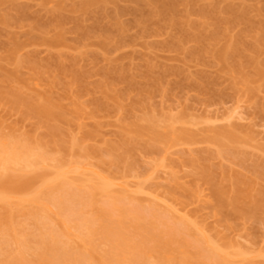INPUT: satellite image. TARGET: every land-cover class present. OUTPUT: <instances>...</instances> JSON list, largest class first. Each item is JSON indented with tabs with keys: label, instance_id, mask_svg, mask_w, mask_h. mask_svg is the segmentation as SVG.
Here are the masks:
<instances>
[{
	"label": "rangeland",
	"instance_id": "1",
	"mask_svg": "<svg viewBox=\"0 0 264 264\" xmlns=\"http://www.w3.org/2000/svg\"><path fill=\"white\" fill-rule=\"evenodd\" d=\"M103 1L0 0V143L45 152L46 164L23 174L36 191L39 176L54 179L57 163L77 164L68 181L107 187L108 195L96 191L97 205L117 196L130 206L154 207L170 222L188 224L234 264L264 263V210L257 208L264 199V79L255 78L246 59L249 83L234 68L225 71L216 56L200 55L203 43L193 38L212 37L218 25L199 11L207 7L212 19L214 1L177 0V25L148 0ZM243 3L254 27L226 25L228 39L207 46L221 49L242 36L246 44L262 40L264 0L226 1L221 9ZM258 59L264 62V54ZM37 107H51L60 118L46 119ZM242 191L247 195L236 206ZM18 194L13 205L30 196ZM5 206L0 202V216ZM17 208L15 228L38 235L33 208ZM47 213L82 246L54 205Z\"/></svg>",
	"mask_w": 264,
	"mask_h": 264
},
{
	"label": "bare ground",
	"instance_id": "2",
	"mask_svg": "<svg viewBox=\"0 0 264 264\" xmlns=\"http://www.w3.org/2000/svg\"><path fill=\"white\" fill-rule=\"evenodd\" d=\"M119 1L104 0L102 5L109 2L119 3ZM138 1L141 2L142 0ZM145 1H142V3H145ZM148 1L150 4L156 5L157 9L159 8L161 15L169 23L172 22L174 24L175 22V25H177V23L181 22L180 20L176 23V12L179 6L177 4L179 1ZM205 1H214L216 5L218 3L220 6L217 5L219 9L214 5L216 9L213 11L214 17L212 16V19L210 16L212 13H208L207 7L205 8L206 10L203 8L204 10L199 11L201 13L200 16L204 19L206 18L205 20L210 19L208 21L213 20L214 23L216 22L218 31L209 38L205 34L193 38L197 43L199 42V45L203 43L199 48L201 49L199 51V53L201 52L200 55L203 57V53H210L214 57L216 56L225 71L232 73L234 68V72L241 76L243 82L249 83L252 77L247 74V68L244 67L245 64H242L246 59L245 61H248L247 66L253 70L255 78L264 79V62L258 59L264 54V33L262 40H255L249 44H246L243 40L245 37L242 36L240 41H230L229 44L221 49L216 50L212 45L213 49L209 46L212 42L217 44L219 39L221 41L222 36H224V39L227 38L226 25L231 27V25L236 26L239 23L238 25L248 26L251 22V18L249 19V7L243 3L244 5L237 7H241L239 10L237 8L234 9L236 6L233 7L231 5L221 9V3L232 0ZM190 2L183 3L189 4ZM83 6L84 11H87L88 8L90 9V4H84ZM254 24L250 25L253 26ZM219 26L226 27V30L222 27L220 29ZM199 28L196 27V29ZM254 31L251 32L256 33L255 29ZM250 35L248 34V36ZM189 36H187V39ZM190 38L192 37H189V40ZM59 40L47 43L52 46L62 42V38ZM206 41L211 43L207 46L205 44L207 43ZM18 49V47L14 49L13 53L15 54ZM246 54L252 56H246ZM241 60L243 61L241 62ZM77 110L78 113L83 112L79 106H77ZM35 112L46 119L56 120L60 118L51 107H37ZM158 136L159 134L156 138ZM159 139L161 138L159 137ZM47 160L45 152L38 151L28 143L19 141H9L7 144L0 143V202L6 205L5 207L8 210H11L5 211L6 208L4 207L5 213L0 216V264H234L231 259L232 256L220 251L203 237L196 235L188 224L183 222L172 223L164 215L159 214L154 207L147 209L140 206H130L126 204L124 199L117 196H110L104 204L97 205L95 201L96 191L103 195H108L107 187L87 188L86 186L85 188L82 183L72 184L71 181H68V174L79 169L77 164L64 165L60 163L59 165L57 163L58 167L56 169L58 171L55 173V180L52 179L53 181L46 179L45 175L36 176L35 178L38 177V182L42 185L36 191L33 187H36L37 184L33 185V181H26L23 174L33 170V166L34 169L37 168V164L38 167L42 166V163L46 164ZM67 166L70 169L68 172L64 169ZM16 168L19 172L18 170L15 171ZM15 173H17L18 177L14 175ZM19 176L23 178L21 177V179ZM35 178H32V180H35ZM30 191L34 192L31 194ZM18 193L30 196L28 199L19 201L18 205H13L11 202L12 197ZM244 193L243 191L239 192V196L234 200V205L236 204L237 206L244 199L243 197L247 195ZM218 195L220 201L225 202V194L219 193ZM262 200L259 203L257 202L258 207L255 204L254 208L256 210L252 209L254 212L257 211V208L264 210V199ZM24 205H28L30 209L33 208V213L30 215L39 222L40 232L36 236L24 235L22 231L15 228V224L13 225L16 215L15 213L12 215L14 207L17 206L18 208L15 212H18L19 209L20 213L21 209L22 211L24 210L22 208ZM49 205H54L57 208L62 225L66 229L71 228L77 233L76 238L81 241L82 246L79 247L70 240L67 230L63 228L57 229L53 225V221L47 213ZM242 212L247 215L249 210H243ZM40 216H42L43 220H40ZM2 250L3 253H1ZM261 264L264 263L262 262Z\"/></svg>",
	"mask_w": 264,
	"mask_h": 264
}]
</instances>
